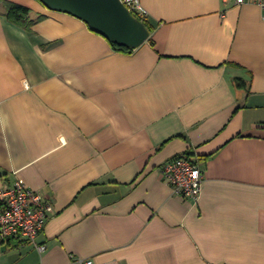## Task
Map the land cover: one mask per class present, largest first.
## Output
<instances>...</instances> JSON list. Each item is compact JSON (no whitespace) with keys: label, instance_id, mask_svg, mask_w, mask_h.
<instances>
[{"label":"crops","instance_id":"1","mask_svg":"<svg viewBox=\"0 0 264 264\" xmlns=\"http://www.w3.org/2000/svg\"><path fill=\"white\" fill-rule=\"evenodd\" d=\"M140 3L155 30L129 54L39 0H0V189L50 203L46 250L0 242V264H264V12ZM185 154L198 203L158 171Z\"/></svg>","mask_w":264,"mask_h":264},{"label":"built area","instance_id":"2","mask_svg":"<svg viewBox=\"0 0 264 264\" xmlns=\"http://www.w3.org/2000/svg\"><path fill=\"white\" fill-rule=\"evenodd\" d=\"M124 5L138 19L145 21L148 12L140 0H122ZM238 6L254 4L264 12V0H235ZM160 176L168 182L175 193L198 203L205 181V174L190 155H179L159 168ZM50 203L40 193L26 183L17 180L11 187L0 189V242L19 239L23 243L33 244L39 252L46 250L45 244L37 239L48 219ZM72 264H97L94 259H72ZM117 264V263H107Z\"/></svg>","mask_w":264,"mask_h":264},{"label":"water","instance_id":"3","mask_svg":"<svg viewBox=\"0 0 264 264\" xmlns=\"http://www.w3.org/2000/svg\"><path fill=\"white\" fill-rule=\"evenodd\" d=\"M48 9L83 20L109 42L138 49L150 40L146 24L136 18L122 0H39Z\"/></svg>","mask_w":264,"mask_h":264},{"label":"trees","instance_id":"4","mask_svg":"<svg viewBox=\"0 0 264 264\" xmlns=\"http://www.w3.org/2000/svg\"><path fill=\"white\" fill-rule=\"evenodd\" d=\"M6 6H7L6 16L11 22L19 26L25 27V28H28L34 23V21L30 20V14H31L30 9L23 7L21 5H17V4H13L9 2H6ZM134 16L138 18L137 15H134ZM143 22L146 24L150 33H153L155 28L147 20ZM150 41H152V39H150ZM111 44L117 51H121L124 53L131 54L136 50V49L122 47L114 43H111ZM236 84L238 88L245 87V81H243L242 79H237Z\"/></svg>","mask_w":264,"mask_h":264}]
</instances>
